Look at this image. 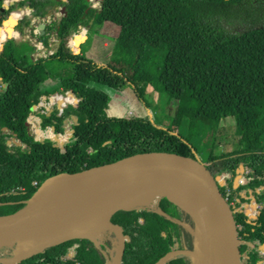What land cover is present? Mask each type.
Here are the masks:
<instances>
[{"label": "trees", "instance_id": "16d2710c", "mask_svg": "<svg viewBox=\"0 0 264 264\" xmlns=\"http://www.w3.org/2000/svg\"><path fill=\"white\" fill-rule=\"evenodd\" d=\"M253 1L99 0V10L107 13L101 18L106 17L117 27L106 65L74 54L67 42L79 27L96 17L89 0H67L65 15L46 26V35L40 36L46 46L51 34L60 38L58 49L49 55L32 56L29 42L10 41L9 24L0 28V214L22 207L46 177L58 172L82 170L147 151L196 157L197 148L189 136L227 116L235 120L238 148L210 154L201 161L215 175H229L221 189L235 209L252 198L263 204L264 128L260 124L264 123V24L230 34L213 22L215 17L229 16L232 9ZM24 2H31L38 15H44L46 7L60 4L54 0ZM5 13L0 12V25ZM19 15L21 11L12 12V17ZM80 40L78 36L73 39L76 52ZM209 51L218 53L200 56ZM90 82L114 90L130 88L141 101L148 88L164 94L176 103L175 114L183 118L189 136L159 126L147 115L109 117L108 96L89 86ZM67 88L76 89L79 102L70 90L61 104L73 103L83 109L84 116L71 105L60 115L53 108L39 116L40 127H52L58 135L64 133L63 120L76 114L78 121L70 124V136L59 144L29 135L24 128L28 130L27 121L31 133L39 132L26 117L40 97ZM240 166L246 182L234 187ZM141 214L143 222L135 219ZM237 219L243 264H264L259 251V245L264 244V207L252 217L242 215ZM111 221L125 223L120 264H155L169 251L194 247L195 223L172 209L166 197L160 198L153 212L146 208L117 211ZM105 233L108 238L102 243L87 237L73 238L16 264H107V249L113 247L114 236ZM11 250L0 247V256L11 254ZM65 251H71L72 256L61 255L59 259V253ZM162 264H192V260L190 255L178 253Z\"/></svg>", "mask_w": 264, "mask_h": 264}, {"label": "water", "instance_id": "95a60500", "mask_svg": "<svg viewBox=\"0 0 264 264\" xmlns=\"http://www.w3.org/2000/svg\"><path fill=\"white\" fill-rule=\"evenodd\" d=\"M16 22L10 13L2 21V26L9 24L7 27L13 31ZM44 27V22L36 25L41 35ZM59 43L60 38H57L53 51L58 49ZM72 89L76 92L75 88ZM59 104L60 100L57 106ZM26 132L32 135L27 129ZM52 140L59 144L64 142L58 140L56 134ZM241 173L240 166L236 169L234 187L240 183ZM103 180L122 183L107 195L88 203H69L53 196L57 189L67 184L84 185ZM183 191L194 193L205 206L193 211L171 205L169 195ZM161 197H166L172 209L191 219L197 232L193 249L169 251L155 264H162L178 253L190 255L192 264H243L239 213L221 189L218 175L196 157L166 151L135 153L101 165L46 177L22 207L0 214V247L12 249L11 254L0 256V264H16L47 247L73 238L87 237L96 243L92 234L100 231H109L116 238L115 252L108 255L107 264H120L125 249L126 236L122 230L125 223L116 225L111 216L117 211L134 208L130 206L135 203L147 199L159 201ZM165 217L178 223L168 214ZM259 249L264 250V244H260Z\"/></svg>", "mask_w": 264, "mask_h": 264}, {"label": "rangeland", "instance_id": "374dc122", "mask_svg": "<svg viewBox=\"0 0 264 264\" xmlns=\"http://www.w3.org/2000/svg\"><path fill=\"white\" fill-rule=\"evenodd\" d=\"M61 3H64V0H60ZM58 5L56 9L52 12V16L47 17L48 19L57 20L64 12V6ZM95 4L97 5L96 17L91 18L86 26L79 27L71 37L67 39L68 44L71 45L73 52H76L73 45V39L78 36L80 33H85V36L79 41L80 50L77 51L87 58L94 60L98 64L106 65L110 63L111 50L114 43V38L117 34V27L108 22L106 17L101 18L103 15H107L105 12L99 10V0H91L90 6ZM17 11V10H14ZM214 24L222 28L224 31L230 34L240 33L251 27H257L264 24V0L253 1L251 4L244 5L243 7L232 9V13L229 16H217L213 19ZM93 26V27H92ZM4 26L0 25V28ZM83 28H86L82 31ZM12 32V31H11ZM12 35V34H11ZM22 37V36H20ZM51 36L50 38H52ZM12 36H10V41ZM86 40V41H85ZM10 43V42H9ZM50 43H52L50 41ZM217 51H209L200 54V56H210L217 54ZM42 55L40 51H32V56L38 57ZM1 58V56H0ZM89 86H92L98 90L103 91L108 96V104L106 113L109 117H128L130 115L134 116H149L152 120L159 126L173 128L175 131L180 132L183 135H188L189 129H187L184 124L183 118L175 114L176 103L171 100H167V97L164 94L155 92L151 88H148L145 94V100H139L132 92L130 88H125L123 90H114L107 86L90 82ZM63 96L67 95V89L60 90ZM41 96L38 103L45 99L44 106H39L38 108L33 107L30 114L26 118H30L32 121V126L35 130L39 132L31 133L34 138L41 140L49 138L52 140L53 136L56 134L51 127L41 128V118L39 113L43 110L47 112L46 107L49 109H57L56 105H50V97ZM37 103V104H38ZM68 105H71L73 109L77 112L82 113L80 109L73 105V103L68 102ZM84 116V113H82ZM26 118L24 120H26ZM78 121L77 115L72 113L68 115L63 120V125L66 127L71 123ZM264 128V123L260 124ZM25 130L27 129L24 125ZM57 135V134H56ZM193 145L197 148L196 157L199 160L205 161L210 154L218 155L222 152L232 151L238 148L239 135L237 133V127L235 120L232 116H227L221 119L218 123L214 125H208L204 129H199L194 131L192 136H189ZM14 143L18 144V141L13 138ZM58 140H60L58 138ZM219 181L221 184H226L229 175L224 172L218 173ZM234 180V179H233ZM239 182L244 184L246 182L245 174L241 173ZM122 181L119 180H109L107 185L114 189L118 187ZM251 191V190H250ZM158 200L154 199L148 204L136 206L127 211L131 212L135 208H146L148 212H153L156 209ZM238 210L239 216H242V213L248 212L252 213L255 209L253 206V200H247L240 205ZM143 214L136 216L135 219L144 221L141 219ZM92 238L96 241L97 244L102 243L104 239L108 238L105 231H100L92 234ZM113 247L108 248V255L112 256L115 252L116 247V238L111 239ZM263 244V243H261ZM6 247V246H1ZM260 253L264 255V250L259 249Z\"/></svg>", "mask_w": 264, "mask_h": 264}, {"label": "flooded vegetation", "instance_id": "af4514ba", "mask_svg": "<svg viewBox=\"0 0 264 264\" xmlns=\"http://www.w3.org/2000/svg\"><path fill=\"white\" fill-rule=\"evenodd\" d=\"M22 1L25 0H2L1 6H0V12H6L5 13V17L3 19H1V25H2V21L4 19H6L8 17V15L12 12H14V10L17 11H21V15L15 17L17 22L15 25H13V31H12V41H19V40H23V41H27L29 42L32 46H33V50L35 51H39L35 44L40 41L42 44V49L44 50H51L52 52H54V43L57 39L56 35L51 34L49 37H47V41H48V45L46 46L44 44V42L40 39V36L46 35V26L51 23L52 21H57L59 20V18L62 15H65L66 11H64L65 13H63L57 20L55 19H48L47 17L52 16L53 14V10L57 8L58 5H61V1L60 0H54L60 4H56L53 5L51 7H46V11L44 13V15H38L35 13V9L34 6L31 4V2H24L21 3ZM91 2V0H89ZM5 3V5H4ZM67 2L64 0V3L62 4L64 6V8L67 10L66 7ZM1 8H3V10H1ZM40 22H44L45 23V27H44V32L41 35L39 33V30L36 28V25ZM22 36V37H20ZM53 36L55 37V41L53 42V44H51L49 42L50 37Z\"/></svg>", "mask_w": 264, "mask_h": 264}, {"label": "bare ground", "instance_id": "6f19581e", "mask_svg": "<svg viewBox=\"0 0 264 264\" xmlns=\"http://www.w3.org/2000/svg\"><path fill=\"white\" fill-rule=\"evenodd\" d=\"M84 36L85 33H80L78 35V38L81 39ZM27 124H28V131L31 133L29 129L28 121ZM108 181L109 180H103V181H97L84 185L67 184L57 189L53 193V196L55 197L56 200L59 201H64L69 203H88L107 195L113 190L107 185ZM169 199L174 201L184 209H189L193 211L201 210L205 206L204 201L190 191L173 193L169 195ZM153 200L154 199L152 200L147 199L143 202L135 203L130 207L145 205Z\"/></svg>", "mask_w": 264, "mask_h": 264}, {"label": "built area", "instance_id": "2783aa9c", "mask_svg": "<svg viewBox=\"0 0 264 264\" xmlns=\"http://www.w3.org/2000/svg\"><path fill=\"white\" fill-rule=\"evenodd\" d=\"M99 6V5H98ZM93 8H96L97 5L93 4L92 5ZM93 19V18H92ZM70 45V44H69ZM36 48L42 53V55H38L39 56H45V55H49L52 53L51 50H44L42 49V44L40 41H38L36 44H35ZM71 46V45H70ZM70 90H73L72 88H67V92L70 91ZM74 95H75V98L78 100L79 102V98L77 97L76 95V92L74 91ZM62 93L60 91H56V92H53L51 97H50V101H51V104L50 105H56L57 106V101L60 100V104L59 106H57V111H58V115L61 114V112L63 111L64 108H66L68 106V102H65L63 104H61V101H62ZM45 99L43 98V101H40L37 105H35L34 107L35 108H38L39 106H44L45 104ZM46 107V110L47 112H50L52 110V108H48L47 106ZM79 108V107H78ZM80 109V108H79ZM45 110H43L42 112H44ZM81 111V109H80ZM30 123H32V121H30ZM52 129V128H51ZM53 130V129H52ZM71 134V129H70V125L68 126H64V133L63 134H58V138L61 139V140H66L69 135ZM251 200H253V206L255 207L254 211L252 213H248V212H245V213H242V215H245L247 217H252L254 216L260 207H264V203L263 204H257L254 199L252 198ZM232 203V202H231ZM233 205V203H232ZM241 207L239 206L238 209H235L237 212L238 210L240 209ZM239 213V212H238ZM261 254V253H260ZM61 255H67V256H72V252L71 251H65L63 253H59L58 255V258L60 259Z\"/></svg>", "mask_w": 264, "mask_h": 264}, {"label": "crops", "instance_id": "0c3cea01", "mask_svg": "<svg viewBox=\"0 0 264 264\" xmlns=\"http://www.w3.org/2000/svg\"><path fill=\"white\" fill-rule=\"evenodd\" d=\"M50 41L52 42L51 44H53V42L55 41V37L50 38V39H49V42H50ZM85 41H86V40H85ZM79 50H80V48H79Z\"/></svg>", "mask_w": 264, "mask_h": 264}]
</instances>
